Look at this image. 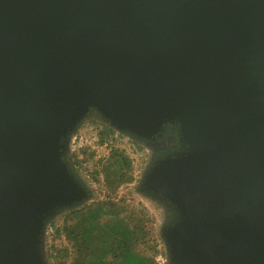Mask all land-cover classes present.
<instances>
[{
  "label": "water",
  "instance_id": "95a60500",
  "mask_svg": "<svg viewBox=\"0 0 264 264\" xmlns=\"http://www.w3.org/2000/svg\"><path fill=\"white\" fill-rule=\"evenodd\" d=\"M89 111L175 149L139 191L171 212L166 264H264V0H0V264H46V220Z\"/></svg>",
  "mask_w": 264,
  "mask_h": 264
},
{
  "label": "trees",
  "instance_id": "16d2710c",
  "mask_svg": "<svg viewBox=\"0 0 264 264\" xmlns=\"http://www.w3.org/2000/svg\"><path fill=\"white\" fill-rule=\"evenodd\" d=\"M96 116L84 120L98 127V142L101 143L114 135L115 130L97 113ZM84 123L82 121L80 126ZM118 134L128 138L135 152L143 151L136 139L126 133ZM88 154L85 153L82 159L72 154L68 161L70 172L85 188H88V181L81 165L91 157L92 153ZM146 155V159L150 157L149 153ZM100 164L99 170L89 172L88 179L96 181L97 178L101 194L96 197L89 190L88 198L81 204L62 209L46 220V225L50 223L53 231L50 244L41 246L44 261L46 264H157L155 246H150L151 220L146 209L133 204L127 195L119 194L121 188L134 181L131 160L124 150L112 148ZM169 214L165 209L166 223L171 219ZM56 216L60 222L55 224L51 220ZM144 248L152 250L151 255H146Z\"/></svg>",
  "mask_w": 264,
  "mask_h": 264
},
{
  "label": "rangeland",
  "instance_id": "374dc122",
  "mask_svg": "<svg viewBox=\"0 0 264 264\" xmlns=\"http://www.w3.org/2000/svg\"><path fill=\"white\" fill-rule=\"evenodd\" d=\"M83 121L85 123L79 126V128L76 130L74 134H83L85 137L89 139V141L95 142L94 144L97 143L99 147H102V149H100L97 152V154L93 153L89 148L84 150L86 154L90 152L92 153L91 157L88 158L87 162L81 165L83 167V173H84L83 175L87 178L88 181V185H87L88 188H86L87 191L90 190V192L94 194L96 197H98L101 194L100 193L101 189H100V185L97 182V178L96 181H90V179H88L89 172H92L94 169L97 170L100 169L101 166L100 163L106 160L112 148H119L124 150L126 155L131 160L133 166L134 181L132 184H129L128 186L121 188L119 194L127 195L129 199L132 200L133 204L140 205L146 209L148 217L151 220L149 223V231L152 240L150 246L152 247L155 246V250H156L154 259L155 261L160 258L166 259L165 246L161 236V229L167 224L166 219L163 218L165 207H163L158 202L153 200L152 197H150L149 195L141 193L138 189L139 181L143 173L148 168L149 161L145 157L147 156L146 153L150 154V148L146 147L145 143H139L141 148H143V151L135 152L134 146H132L128 138L125 135L119 137L117 131H115L114 135L106 137L101 143H99L97 136L98 127L89 124L88 121L85 120ZM138 142H142V141H138ZM104 144H106V148L103 147ZM84 152L81 159L84 158L85 156ZM98 179H100V176H98ZM51 221L56 224L60 222V219L56 216L53 217ZM44 231L45 234L43 235L42 245L45 246L50 244V238L53 231V228L52 226H50V223H48L45 226ZM143 250L146 255H151V253L153 252L152 250L150 251L149 249H145V248Z\"/></svg>",
  "mask_w": 264,
  "mask_h": 264
},
{
  "label": "flooded vegetation",
  "instance_id": "af4514ba",
  "mask_svg": "<svg viewBox=\"0 0 264 264\" xmlns=\"http://www.w3.org/2000/svg\"><path fill=\"white\" fill-rule=\"evenodd\" d=\"M93 116L97 117L96 113L93 111H89L86 117ZM159 136L155 137L151 144L148 146L150 148V157H148V168L151 166L157 159L162 158L165 155L170 154L175 149V141H176V129L171 125L163 126L162 130L158 134ZM144 143V142H139ZM147 168V169H148ZM146 169V170H147ZM139 189V187H138ZM166 212H170V209L165 207ZM171 217V212L169 214ZM171 220V219H170Z\"/></svg>",
  "mask_w": 264,
  "mask_h": 264
},
{
  "label": "built area",
  "instance_id": "2783aa9c",
  "mask_svg": "<svg viewBox=\"0 0 264 264\" xmlns=\"http://www.w3.org/2000/svg\"><path fill=\"white\" fill-rule=\"evenodd\" d=\"M95 142L89 141L87 137H85L83 134H75L73 135L71 142H70V148L69 153L70 155H74L78 159H81L83 156V152L85 149H90L93 153L97 154V152L102 149V147H99V145ZM104 148H106V144L103 145ZM157 264H165L166 259H157Z\"/></svg>",
  "mask_w": 264,
  "mask_h": 264
}]
</instances>
